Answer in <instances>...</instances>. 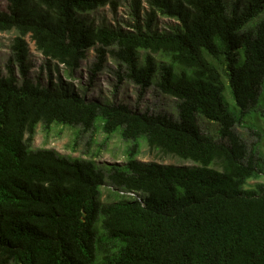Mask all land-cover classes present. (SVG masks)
Instances as JSON below:
<instances>
[{"label":"trees","instance_id":"trees-1","mask_svg":"<svg viewBox=\"0 0 264 264\" xmlns=\"http://www.w3.org/2000/svg\"><path fill=\"white\" fill-rule=\"evenodd\" d=\"M145 1L146 20L127 31L82 16L115 7L114 0H6L0 7V33L17 32L8 74L0 76V264H264V183L244 187L256 164L234 129L221 70L208 58L222 62L241 113L256 103L264 0ZM134 4L139 18L142 2ZM157 13L178 22L158 31ZM27 35L48 66L56 61L71 76L94 48L91 82L111 57L118 81L137 85L140 97L155 85L176 98L178 119L87 99L62 79L33 82ZM200 116L218 124V138L202 132ZM97 121L132 141L125 164L105 170L29 145L39 123L88 131ZM140 138L197 165L142 162ZM106 183L112 201L101 199Z\"/></svg>","mask_w":264,"mask_h":264},{"label":"rangeland","instance_id":"rangeland-1","mask_svg":"<svg viewBox=\"0 0 264 264\" xmlns=\"http://www.w3.org/2000/svg\"><path fill=\"white\" fill-rule=\"evenodd\" d=\"M135 0H114L113 4H107L95 10L83 13L82 16L95 27H108L112 29L133 30L134 25L146 20L145 11L149 6L145 0H141L143 10L140 17L134 14ZM6 0H1L0 7L6 8ZM264 16V12L259 16ZM177 20L157 13L154 29L158 31H168L172 29ZM17 32L15 30L0 33V76H7V63L12 55V42ZM29 47L28 61L31 65L30 78L33 82L42 84L48 83L51 79L58 82L62 79L70 87L74 88L87 99H96L107 103H124L131 109L148 112L166 114L173 119H178L177 99L162 93L155 85L149 87L142 97L139 96V87L130 80L124 79L119 82L116 71L117 63L108 57L104 68L97 73L95 79L90 80V67L96 61V52L90 48L86 58L81 61L80 67L69 75L66 68L56 61H51L50 66L43 54L37 50L29 35L26 36ZM144 52L141 51L143 59ZM208 58L221 70L222 79L225 85L224 96L230 109L237 115L238 122L234 129L248 147L249 155L256 164L257 175L247 180L245 188H253L257 183H264V80L260 86L257 101L244 113H241L235 104V100L228 86L227 77L224 73L222 62L219 59L208 56ZM158 63L163 57L156 55ZM19 76L17 65L14 66ZM198 123L202 132L218 138V124L202 116ZM28 134H26V138ZM33 149L50 148L59 154L70 158L92 159L97 166L108 170L112 165H123L127 161L128 151L132 146V141L122 137L120 131L112 134L106 133L102 129V123L97 121L95 126L86 131L81 126H69L54 123L46 130L41 123L36 126L33 138L29 141ZM137 159L142 162H159L163 164L194 166L197 163L191 160H183L178 156L164 154L156 149L149 148L146 140H138ZM102 201H112L114 189L109 184H104L100 188Z\"/></svg>","mask_w":264,"mask_h":264},{"label":"built area","instance_id":"built-area-1","mask_svg":"<svg viewBox=\"0 0 264 264\" xmlns=\"http://www.w3.org/2000/svg\"><path fill=\"white\" fill-rule=\"evenodd\" d=\"M128 194H129V195H134V196H135V194H134V193H132V192H131V193H128Z\"/></svg>","mask_w":264,"mask_h":264}]
</instances>
